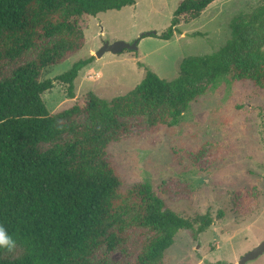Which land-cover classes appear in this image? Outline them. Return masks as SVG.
<instances>
[{
    "label": "trees",
    "instance_id": "1",
    "mask_svg": "<svg viewBox=\"0 0 264 264\" xmlns=\"http://www.w3.org/2000/svg\"><path fill=\"white\" fill-rule=\"evenodd\" d=\"M214 1L181 0L170 26L149 35L171 39L182 33L181 17L197 19ZM136 2L0 0V224L17 240L13 253L0 249V264H115L112 253H128L138 229L141 250L128 264H166L177 232L194 228L150 183L125 188L108 147L131 131V117H145L150 127L174 126L221 77L264 89V1L231 23L233 37L218 51L183 59L176 78L147 69L126 94L107 99L91 92L84 103L51 113L44 92L61 82L74 98L75 79L95 58L44 78L84 47V16ZM204 80L208 85L198 87ZM201 221L204 231L213 220Z\"/></svg>",
    "mask_w": 264,
    "mask_h": 264
},
{
    "label": "rangeland",
    "instance_id": "2",
    "mask_svg": "<svg viewBox=\"0 0 264 264\" xmlns=\"http://www.w3.org/2000/svg\"><path fill=\"white\" fill-rule=\"evenodd\" d=\"M180 1L137 0L121 10L85 15L84 47L45 71L44 78H55L81 59L95 58L75 79L74 98L61 82L44 92L49 111L84 103L91 92L107 99L126 94L144 79L147 69L167 80L176 78L183 59L218 51L233 37L231 23L264 0H216L197 19L181 17L177 29L182 33L169 40L141 36L163 33ZM116 40L138 41V49L95 55L104 43ZM207 85L204 80L197 86ZM145 120L129 118L131 131L109 145L107 158L125 188L150 183L167 208L193 223L194 228L177 232L165 263L240 264L264 241V89L227 75L193 101L174 126L150 127ZM202 217L213 220L204 231L199 230ZM143 237V230L133 231L129 252L118 249L111 261L135 260ZM246 264H264V254Z\"/></svg>",
    "mask_w": 264,
    "mask_h": 264
},
{
    "label": "water",
    "instance_id": "3",
    "mask_svg": "<svg viewBox=\"0 0 264 264\" xmlns=\"http://www.w3.org/2000/svg\"><path fill=\"white\" fill-rule=\"evenodd\" d=\"M150 32L144 33L141 36L143 37L145 34H150ZM126 49L129 50H137L138 49V41H134L133 43L124 41V40H116L113 43H104L103 46L95 53V55L100 58L106 52H113L115 54L122 53ZM264 254V241L259 245L254 247L251 251L246 253L240 260V264H246L248 261L257 259L260 255Z\"/></svg>",
    "mask_w": 264,
    "mask_h": 264
},
{
    "label": "clouds",
    "instance_id": "4",
    "mask_svg": "<svg viewBox=\"0 0 264 264\" xmlns=\"http://www.w3.org/2000/svg\"><path fill=\"white\" fill-rule=\"evenodd\" d=\"M17 248V240L9 233L7 228L0 224V249L11 254Z\"/></svg>",
    "mask_w": 264,
    "mask_h": 264
},
{
    "label": "crops",
    "instance_id": "5",
    "mask_svg": "<svg viewBox=\"0 0 264 264\" xmlns=\"http://www.w3.org/2000/svg\"><path fill=\"white\" fill-rule=\"evenodd\" d=\"M134 5H136V3L134 4ZM92 75H91V73H90V77H91Z\"/></svg>",
    "mask_w": 264,
    "mask_h": 264
}]
</instances>
